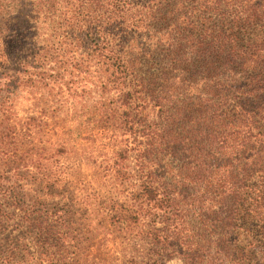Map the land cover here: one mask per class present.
<instances>
[{
  "label": "trees",
  "instance_id": "obj_1",
  "mask_svg": "<svg viewBox=\"0 0 264 264\" xmlns=\"http://www.w3.org/2000/svg\"><path fill=\"white\" fill-rule=\"evenodd\" d=\"M66 75L95 76V120L127 138L138 264H264V0H0L1 120ZM10 164L0 264H67L72 213L27 206Z\"/></svg>",
  "mask_w": 264,
  "mask_h": 264
},
{
  "label": "rangeland",
  "instance_id": "obj_2",
  "mask_svg": "<svg viewBox=\"0 0 264 264\" xmlns=\"http://www.w3.org/2000/svg\"><path fill=\"white\" fill-rule=\"evenodd\" d=\"M72 76L66 75L62 91L53 81L34 89L35 95L17 90L9 120L0 114V124L10 128L0 125V168L19 163L9 186L22 185L35 195L27 196L26 205L43 207L50 221L58 209L70 210L75 239L67 264H138L148 245L141 231L145 221L128 209L135 208L131 193L137 180L115 171L134 167L132 154L125 158L127 138L95 120V76ZM1 195V206L10 212ZM38 259L34 255L25 264H38Z\"/></svg>",
  "mask_w": 264,
  "mask_h": 264
}]
</instances>
